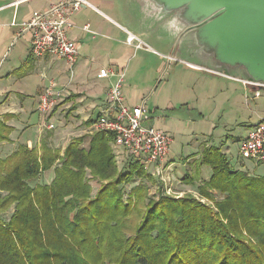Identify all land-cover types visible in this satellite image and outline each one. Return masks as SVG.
<instances>
[{
    "label": "trees",
    "instance_id": "16d2710c",
    "mask_svg": "<svg viewBox=\"0 0 264 264\" xmlns=\"http://www.w3.org/2000/svg\"><path fill=\"white\" fill-rule=\"evenodd\" d=\"M113 140L95 132L88 147L76 138L62 156L42 143L0 158V264H264V176L232 168L223 150L209 145L200 164L211 175L201 190L224 195L216 205L225 222L193 199L165 197L145 212L142 188L154 174L131 158L120 169ZM50 167L51 181L38 183ZM135 178L144 183L126 194ZM92 180L99 183L94 193ZM143 211L126 234L122 222Z\"/></svg>",
    "mask_w": 264,
    "mask_h": 264
},
{
    "label": "crops",
    "instance_id": "0c3cea01",
    "mask_svg": "<svg viewBox=\"0 0 264 264\" xmlns=\"http://www.w3.org/2000/svg\"><path fill=\"white\" fill-rule=\"evenodd\" d=\"M55 1L0 0V138L5 133L8 135L7 138L0 141V146L6 144L5 140L11 142L12 146L10 150L0 147V158L17 149L19 145L40 149L42 143H46L59 150L61 156L65 146L76 138H82V146L88 147L90 135L97 132L92 129V123L99 115L105 91L116 82L115 74L120 71L124 72L122 91L125 101L129 105L144 101L147 106L153 109L152 116L146 123L169 133L165 122V112L162 108L164 103L160 102V99H156V95L161 88L165 87L163 85H171V77L157 88L163 79L161 67L163 64H160L157 54L144 47L143 37L147 36V33L141 31L137 26L139 24L129 13L125 0H88L90 5L82 6L72 15L73 25L68 31V36L76 40L79 52L72 78H70L69 67L64 60L52 57H34L30 53L29 31L20 33L21 23ZM86 25H88L87 30L84 29ZM131 36L133 40L129 42ZM138 42H142L143 45L136 46ZM149 57L153 58V64L151 59H148ZM103 67L112 70L113 74L106 78H98L97 73ZM190 67L208 75L209 79L220 82V91H227L229 80H239L215 74L206 68ZM48 71H54V75L48 76ZM174 73H176L174 70L171 71V74ZM174 75L176 78V74ZM35 77H38L39 82H35L37 86H32L35 84L33 79ZM44 77L54 78L57 82L56 88L61 86L67 88L61 95L62 98L58 104L46 118L47 121L53 122L55 126L53 129L43 126L44 119L37 111L39 95L43 87L42 78ZM239 81L243 90L252 87L244 85L241 80ZM180 90H182V86L178 85L177 92L182 94ZM34 91L35 93H33ZM261 92L262 89L257 91V93ZM259 96L260 94H257L255 97ZM188 102L191 103L189 109L197 111L203 119L200 97L192 96L191 101L182 104ZM34 110L39 114L35 123L38 129L37 144L28 138L25 141H19L18 138L14 141L9 137V134L17 128V124L22 126L24 131L29 129L27 128L29 124L25 125L19 115ZM157 113H160L161 116ZM257 119L258 123L264 121V114H257ZM197 121H201V119ZM186 123L188 125V122ZM174 127H179L178 122L174 124ZM59 129L61 131L57 134L56 131ZM169 135L171 136L170 133ZM194 141L197 142V138ZM195 145L197 151L193 152V156L186 155L185 158L181 155L182 166H186L184 162L187 160H189L187 164L193 162V166H186L189 171L184 174L178 173V162L174 161V157L171 156L172 151L169 149L170 152L164 166L169 171L173 170L170 174L177 180L191 178L195 170L200 183L208 180L211 175L210 166L200 164L202 149L211 144L199 142ZM111 146L115 154L124 153L121 149L116 148L113 142ZM122 159L124 164V162L128 163L130 158L124 153ZM207 167L210 171L208 177V173L204 171ZM150 168L147 171L152 173ZM50 170L52 169L42 172L36 181L42 183L41 176ZM202 172L207 173L206 176H202Z\"/></svg>",
    "mask_w": 264,
    "mask_h": 264
},
{
    "label": "rangeland",
    "instance_id": "374dc122",
    "mask_svg": "<svg viewBox=\"0 0 264 264\" xmlns=\"http://www.w3.org/2000/svg\"><path fill=\"white\" fill-rule=\"evenodd\" d=\"M146 33L147 36L143 37V42L145 41L144 47L157 54L160 59V64H163L161 66L163 69V79L157 88L160 87L161 84H164L166 79L168 81L169 77H171V85H163V87H165L163 89L161 88L160 92L156 95V99H160V102L162 101V103H164L162 104L164 105L162 108L165 112L166 127L173 137L170 151H172L171 156L174 157V161L178 162V173L184 174L189 171L186 167L187 165L193 166L192 161L190 164H187L189 160L184 162L186 166H182L180 163L181 155L184 157L190 155L189 157H191L193 156V152L197 151L195 143L209 142L214 147L223 150L232 168L242 169L251 176H264V162L256 163L254 160L242 158L238 155V148L247 135V131L258 123L257 114H264V88H261V93H257L260 89L255 90V86L254 88H252L253 86L244 88V91L239 80H229L227 83V91H220V82L209 79L210 77L208 75L195 71V69L189 66L190 62L199 63V60L195 56L188 54V48H186L185 42H183L181 37L179 38L178 36L171 35L167 30L161 28L155 31L148 30ZM156 36L161 37L158 43L156 42ZM137 51L136 49V52ZM148 59H151L153 64V58L149 57ZM173 70L176 72L174 73L176 74V78L174 74H171ZM47 75H54V71H48ZM231 76L241 78V75L235 72L232 73ZM33 79L34 83L39 82L38 77ZM178 85L182 86V90H180L182 94L177 92ZM32 86H37V83ZM33 93H35V91ZM257 94H260V96L255 97ZM192 96H199L201 99L202 105L200 107L202 108L203 119L199 116L197 111L189 109L191 108L190 102L182 104L186 101H191ZM151 98L153 99V96ZM165 105L173 106L165 107ZM38 115V112L35 110L20 114L19 117L23 120L25 125L29 124L27 126L29 129L24 131L22 129L23 127L17 124V128L9 134V137L14 141H16L17 138L19 141H25L28 138L34 144H37L38 129L35 123L37 122ZM157 115L161 116L160 113H157ZM200 119L201 121H197ZM177 122L179 127L175 128L174 124ZM186 122L190 125L189 128ZM56 129H58V127H56ZM60 131L59 129L56 133L58 134ZM4 136H8L7 133H5ZM195 138H197V142L194 141ZM4 142H6V144L0 146L1 149L10 150V148H12L11 142L7 140ZM123 155L124 153L116 154L117 165L120 169L123 166ZM48 169H53V167ZM150 169L153 170L152 166ZM172 171L166 169L163 180L157 176L155 177V175L151 176L150 179H146V183L142 188V202L140 203L142 210L145 211L144 208L147 205L149 207V204L151 205L152 202H157L165 197L193 199L194 201H198L212 208V210L217 213L215 215L225 222V219H221V212H219L220 210L216 205L223 200L224 195L222 193L216 190H210L209 193L211 194L208 195L209 197L206 196L205 192H202L201 189L205 188L203 184L207 180L200 183L198 181V173L196 177V170L191 178L187 179L186 177L179 180L170 174ZM204 171L208 174L202 172L201 175L206 176L207 174L208 177L210 174L209 167L205 168ZM53 175L54 170H50L47 174L41 176L42 178H40V181L44 184H48L53 178ZM134 181V183L132 182L124 186L126 194L136 183H144V181L139 178H135ZM90 183L94 187V193L99 183H96L94 180ZM166 210L167 212L169 211L167 208ZM11 211L12 208L7 210L4 215L2 214L4 216L3 220L8 216V212ZM144 211L141 215H133L127 218V222H122L121 227L126 234H131L134 226L143 220ZM156 223L157 227L161 226L159 220Z\"/></svg>",
    "mask_w": 264,
    "mask_h": 264
},
{
    "label": "built area",
    "instance_id": "2783aa9c",
    "mask_svg": "<svg viewBox=\"0 0 264 264\" xmlns=\"http://www.w3.org/2000/svg\"><path fill=\"white\" fill-rule=\"evenodd\" d=\"M90 5L88 0H56L21 23L20 33L29 31L30 53L36 58L52 57L62 59L69 67L70 78L74 75V64L78 58V44L74 38H69L68 31L72 27V15L82 6ZM88 29V25L84 27ZM133 40L132 36L129 40ZM138 42L136 46H142ZM113 74L112 70L103 67L97 73L98 78H106ZM116 82L105 91L104 102L100 107L97 119L92 123V129L97 132L113 134V145L126 153L129 158L138 160L146 170L152 166V173L161 180L164 178L172 136L165 130L146 123L153 109L140 103L129 105L122 91L124 72H117ZM43 87L39 95L37 111L43 117V126L53 129L52 121L47 116L62 98L67 89L65 86L56 88L54 78H42ZM246 86H257L246 83ZM264 88V86H263ZM238 148L242 158L264 161V121L254 125Z\"/></svg>",
    "mask_w": 264,
    "mask_h": 264
},
{
    "label": "water",
    "instance_id": "95a60500",
    "mask_svg": "<svg viewBox=\"0 0 264 264\" xmlns=\"http://www.w3.org/2000/svg\"><path fill=\"white\" fill-rule=\"evenodd\" d=\"M140 30L165 29L188 54L228 78L264 86V0H125ZM156 36V42L160 41ZM234 77V78H233Z\"/></svg>",
    "mask_w": 264,
    "mask_h": 264
}]
</instances>
